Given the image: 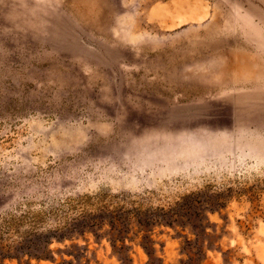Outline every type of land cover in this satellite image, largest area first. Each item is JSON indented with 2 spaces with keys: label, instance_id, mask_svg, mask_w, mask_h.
I'll return each mask as SVG.
<instances>
[{
  "label": "rangeland",
  "instance_id": "obj_1",
  "mask_svg": "<svg viewBox=\"0 0 264 264\" xmlns=\"http://www.w3.org/2000/svg\"><path fill=\"white\" fill-rule=\"evenodd\" d=\"M0 264H264V0H0Z\"/></svg>",
  "mask_w": 264,
  "mask_h": 264
}]
</instances>
